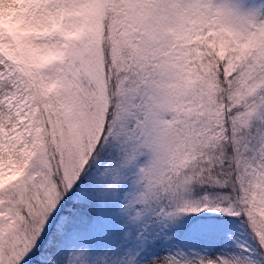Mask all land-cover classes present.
<instances>
[{
  "label": "snow or ice",
  "instance_id": "1",
  "mask_svg": "<svg viewBox=\"0 0 264 264\" xmlns=\"http://www.w3.org/2000/svg\"><path fill=\"white\" fill-rule=\"evenodd\" d=\"M0 264H264V0H0Z\"/></svg>",
  "mask_w": 264,
  "mask_h": 264
}]
</instances>
